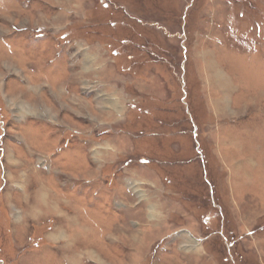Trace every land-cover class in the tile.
<instances>
[{
    "label": "rangeland",
    "instance_id": "1",
    "mask_svg": "<svg viewBox=\"0 0 264 264\" xmlns=\"http://www.w3.org/2000/svg\"><path fill=\"white\" fill-rule=\"evenodd\" d=\"M0 264H264V0H0Z\"/></svg>",
    "mask_w": 264,
    "mask_h": 264
},
{
    "label": "bare ground",
    "instance_id": "2",
    "mask_svg": "<svg viewBox=\"0 0 264 264\" xmlns=\"http://www.w3.org/2000/svg\"><path fill=\"white\" fill-rule=\"evenodd\" d=\"M94 255H95V254L93 253V254H92V258H93V259H94V257H95ZM95 258H96V257H95ZM97 258H98V257H97ZM97 260H98V259H97Z\"/></svg>",
    "mask_w": 264,
    "mask_h": 264
},
{
    "label": "crops",
    "instance_id": "3",
    "mask_svg": "<svg viewBox=\"0 0 264 264\" xmlns=\"http://www.w3.org/2000/svg\"><path fill=\"white\" fill-rule=\"evenodd\" d=\"M215 78H217V77H215ZM217 79H220V77L218 76V78H217ZM220 82H222V80H221V81L219 80V83H220Z\"/></svg>",
    "mask_w": 264,
    "mask_h": 264
}]
</instances>
